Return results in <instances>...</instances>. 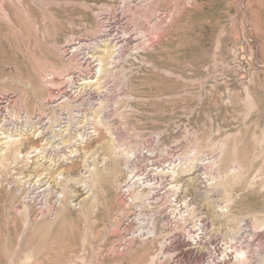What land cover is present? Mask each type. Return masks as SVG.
Listing matches in <instances>:
<instances>
[{
    "label": "rangeland",
    "instance_id": "obj_1",
    "mask_svg": "<svg viewBox=\"0 0 264 264\" xmlns=\"http://www.w3.org/2000/svg\"><path fill=\"white\" fill-rule=\"evenodd\" d=\"M106 38L117 50L91 86L98 137L71 143L74 162L50 146L41 165L0 170V264H238L241 250L261 264L264 0H0V93L31 115L51 97L47 77L74 67L63 44L92 41L90 57ZM41 139L28 134L21 153ZM147 146L165 152L161 168L194 172L173 187L156 168L166 198L152 206L133 196L143 184L125 154Z\"/></svg>",
    "mask_w": 264,
    "mask_h": 264
},
{
    "label": "built area",
    "instance_id": "obj_2",
    "mask_svg": "<svg viewBox=\"0 0 264 264\" xmlns=\"http://www.w3.org/2000/svg\"><path fill=\"white\" fill-rule=\"evenodd\" d=\"M103 18H105V16H103L102 19ZM74 41H76V39ZM77 42L85 44L79 53L74 52V45L70 46L63 44L65 57L74 63V67L60 77H56L54 74H50L49 77H47V84L52 96L45 102L42 109L34 111L29 118L28 114L23 109L16 110V116L12 115V95L0 93V128H2L0 130L13 128L21 121L20 123L26 124L23 126H30L32 124L38 126L43 136L51 134L50 129H55L58 132L60 129L69 127V132H74L78 129L81 130L83 133V144L85 145L88 144L90 140L96 138L97 135L95 136L91 129L92 125L89 112L91 110L90 107H94L97 103L99 94L95 92L93 88L83 87V84L80 83V79L89 78L95 70V59L93 57H88V51L93 42L81 40H77ZM87 44L89 45L87 46ZM104 81L105 80H103L102 83ZM104 85H106V82H104ZM102 97H106L105 94H102ZM108 107H110L109 103ZM109 111L111 110L108 109L105 115L110 121L111 118L109 119V117H111V112ZM16 120L19 121L16 122ZM50 150L53 151L52 149ZM57 151L58 150L55 149V152ZM164 156V151L152 149L147 146L144 149L136 150L130 158V164L134 167L135 174H138L143 181L150 182L155 186V196L152 198L150 206L155 205L158 199L162 197L166 198V186L162 187V178L160 174H156L153 171L155 168H161L162 166L166 167L165 161L163 160ZM76 157L77 156L74 155L71 156L70 162H74Z\"/></svg>",
    "mask_w": 264,
    "mask_h": 264
},
{
    "label": "bare ground",
    "instance_id": "obj_3",
    "mask_svg": "<svg viewBox=\"0 0 264 264\" xmlns=\"http://www.w3.org/2000/svg\"><path fill=\"white\" fill-rule=\"evenodd\" d=\"M108 39L109 38H106L104 40L102 39L103 42L99 45L97 44L98 46L96 47V49L90 54V57H93L97 64H96V67H95V70H94V73L92 74V76H90L89 78L80 79V81H81L80 83L83 84V87L92 88L91 86H97L99 76L101 74H103L104 72H106L107 69L109 68V66L112 62V58L114 57V54H115L117 48H116V44L109 42ZM67 41L70 42L71 39H69ZM93 89H95V88H93ZM101 105H103V101L99 97L95 106L90 107L91 110L89 112V117L91 119V125H92L91 129L94 132L93 134H96V129L94 128L95 127L94 125H97V124L102 125L101 121L98 119V113L101 111L98 108H100ZM107 107H108V105H107ZM0 111H1V108H0ZM11 112H12V115L16 116L17 113H14L15 111H11ZM27 114H28V118H29L30 113H27ZM14 118L17 119L16 117H14ZM18 121L19 120H16V122H18ZM20 122H19V124H17L13 128H10V129L5 128L4 130H0V170L1 169H8V168L12 169L15 165H18V163L20 162V158H22L24 160V157L26 160H28L30 157H32V158H34L35 164L41 165L43 161L42 162H40V161L44 160V158H41V156L45 155L44 152H45L46 148H48L50 146H53V148H50V149L53 150L52 152H54V155H57V158L59 161L60 160L65 161L67 158L70 161V158H71L70 153H72L74 150L75 151L77 150V147L75 145H71V143L74 142L76 145H83V140H82L83 139V133L81 132L80 129H78L74 132H69V130H70L69 127H65L64 129H60V130H58V132L55 129H50L51 134H48V135H51V136H52V134L55 135L56 137L54 139H52V141L53 140L57 141L56 144H52L51 139L49 137L47 138V136L41 135L42 131L38 128V126H36L35 124H32L30 126H23L26 124H22ZM0 129H2V128H0ZM62 130H64V131H62ZM28 134H32L35 137L40 136V137H42V139H41V142L38 146L31 147L25 154H23V153H21L19 147H20L21 141L24 138H26V136ZM63 136H70V137H68L67 139L63 138L61 140V142H59V139H57V137L61 139ZM108 137L109 138L107 139V142H109L111 144L110 156L113 158H117L119 155L122 154V149L118 146L113 145V140H112L111 134H109ZM64 143L68 144L67 149L65 151L69 152V154L66 152H63V151H59L63 148L62 146H64V145H62V144H64ZM55 149H57L58 151L55 152ZM125 154L127 155L126 161H127V167L129 169L128 172L130 173V177L135 176L136 178H140L136 182L141 181L144 186H146V187L151 186V188H153V187L155 188L154 184H152V183L149 184L148 182L146 183L145 181L142 180L141 177H139L138 174H135L134 167L130 164V158L133 154L130 156V158L128 156L130 154L129 152H125ZM193 159H194V156H193ZM46 160L49 163L48 166H51V164L56 163V159H54V158H46L45 161ZM184 164H185V166L183 167ZM88 168H89V166H88ZM91 169H92V167H91ZM191 170H192V166L190 167V163L188 164L185 162L183 164L173 165V166H170L167 168H161L160 169L161 172H164L165 174L167 173L169 175V177H170L169 183L173 187H176L177 185H179V180L182 178V176H187V175L193 174L194 172ZM59 174H61V173H58V175L55 177V181H57V182H60L57 179H60L63 177L62 175H59ZM40 177H42V175H35L34 179L36 181H39ZM139 184L135 188L136 189L140 188L141 190H144V191L137 190L136 192H134L133 196L135 198L139 199L142 196L145 197L146 195L153 194V196H150V198L147 199V200H150V199L152 200V198H154V196H155L154 191L153 192H151L149 190L146 191L144 189V186L139 185ZM138 186H140V187H138ZM182 204H184L183 207L185 208L183 213H185V212L188 213L187 203L185 201H183ZM175 208H176V205H175ZM198 225H199L198 223H196V222L194 223V226H198ZM141 229H144V227H143L142 223H140V221H139L137 230L139 231ZM246 260H247V258L245 256V253L243 250L238 251L236 253L235 262H238V264H244L245 263L244 261H246ZM261 264H264V261H262Z\"/></svg>",
    "mask_w": 264,
    "mask_h": 264
}]
</instances>
